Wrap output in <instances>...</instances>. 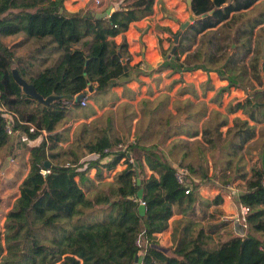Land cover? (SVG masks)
Returning a JSON list of instances; mask_svg holds the SVG:
<instances>
[{"label": "trees", "instance_id": "obj_1", "mask_svg": "<svg viewBox=\"0 0 264 264\" xmlns=\"http://www.w3.org/2000/svg\"><path fill=\"white\" fill-rule=\"evenodd\" d=\"M65 1L0 0V167L2 161L17 158L21 146L28 154V172L0 231V264H132L136 256L139 264H264V156L259 167L247 169L241 155L256 137L257 126L264 124V59L256 55L246 61L255 29L264 25V12L243 20L233 36L221 33L223 26H233L238 16L262 0H192L197 19L181 33L171 55L179 30L173 33L163 28L169 31V46L163 49L158 40L163 58L158 72L201 70L208 76L199 84L204 93L214 90L211 72L221 79L229 75L235 82L246 80L252 90L230 102L225 113L218 109L207 113V105H200L194 122L207 115L201 127L194 128L189 121L176 127V131L191 129L188 137H202L193 139L198 141L190 151L183 148L182 139L166 147L168 157L190 172L184 185L176 181L173 166L146 144L145 133L123 143L124 150L116 149L121 140L104 129L87 140L76 133L64 146L68 129L59 130V124L86 108L81 100L44 105L24 95L14 82L12 69L16 68L43 97L52 93L76 96L91 88L82 97L88 103L128 75L129 57L124 59V45L118 50L113 39L131 22L151 14L155 0H122L115 7L108 2L100 11L88 6L69 11ZM18 34L22 37L16 46L39 41L35 47L39 55H31L34 62L17 56L14 47L2 39ZM241 36L245 41L232 48ZM192 88L185 85L181 92H192ZM216 100L213 96L209 103ZM2 107L16 117L6 119ZM187 118L191 121L190 115ZM8 122L12 131H18L15 136L6 133ZM39 138V143L29 144ZM216 153L222 168L219 174L214 170L209 175ZM90 154L95 157L83 159ZM46 162L50 173L43 175L40 171ZM211 176L226 186L236 179L241 183L238 201L249 208L246 226L237 220L232 226L228 219L213 221L221 214L222 193L200 194ZM186 186L190 187L187 194ZM140 201L144 202L143 215L138 212ZM179 215L204 221L205 232L215 237L217 247L208 250L198 240L189 248L160 246L157 235ZM142 238L144 242L138 245L136 241Z\"/></svg>", "mask_w": 264, "mask_h": 264}, {"label": "crops", "instance_id": "obj_2", "mask_svg": "<svg viewBox=\"0 0 264 264\" xmlns=\"http://www.w3.org/2000/svg\"><path fill=\"white\" fill-rule=\"evenodd\" d=\"M69 1H71V3H76L79 2V0L65 1L64 5L69 11H74L83 7H68L67 3ZM121 1L122 0H103L104 7L108 2L111 3L112 7H115L119 5ZM124 3L125 2H123V4ZM89 7L94 9L92 6ZM187 18L188 6L186 5V0H155L151 14L131 22L126 31L114 37L113 40L118 46L124 45L123 51L126 54L124 59L126 60L129 57V68L127 69L128 75L116 79L114 85L108 88L107 93L101 95L95 102L88 101L86 106H84L87 109L86 112H79L77 114L71 113L64 124H59V130L68 129L65 133L67 140L64 146L67 143L72 142L73 136L76 132L77 134L81 132V135L85 139H92L100 129H104L115 139L120 140L125 137L133 141L136 135V124L140 119L139 110L141 111L140 108L143 107L145 117L148 118L149 116L147 115L151 112L154 117H156V114L163 117L158 124V129L160 130V133H158L159 140L153 142L152 144H154V146L151 148H155L160 155L161 153L165 154L166 162L174 167L176 166V163L168 157L166 147L171 141L176 139L173 129L180 123V121H177V123L175 121L177 114H180L176 110V102H179L184 108L183 104L187 100H191L193 102L192 108L194 109L200 107V105L206 104L208 109L207 113H209L210 110L215 109L225 113L224 109L230 102L241 100L246 96L242 93H237L235 95L236 99L231 96L227 99V91H220V89L225 87H220L224 79H221L214 72L209 74L211 83L216 84L214 90H210L206 93L198 90L194 94H191V91L181 92V87L185 85H193V83L200 84L205 81L208 77L205 72L197 70L193 73L186 74L185 81L181 83L179 88L178 82H175L177 81L179 74L170 73L168 70L158 72L157 69L163 60L158 49V40L161 41L163 49L169 46L168 38L170 37V34L169 31H166L163 28L168 27L173 33H175L179 30V23L185 21ZM119 49H121L120 46L118 47V50ZM48 63L49 61L46 62V64ZM41 68L42 67H40V69ZM213 96H217L218 100L214 103H209V99ZM145 101L149 102V104L141 105L140 107V104H142V102L144 104ZM236 115L241 116V112H237ZM206 118L207 115H204L200 120L199 127H201L202 122ZM97 121H99V129H96V126H91V124L94 125ZM261 126H264V124H261ZM88 127L90 128V133L88 132ZM259 127L257 126V128ZM154 131H156L154 132L155 137L157 129ZM199 135L195 138L200 139ZM179 138L187 139L189 141L195 139L193 137H186L183 134H180ZM153 140H155V138ZM39 141L40 138L33 140L29 144L35 145L39 143ZM21 150L25 154V151L20 149V152ZM253 152L255 154L254 162H257V157L259 156L258 150H253ZM25 155L27 157L28 154L26 153ZM94 157L95 155L90 154L83 159L87 160ZM123 167L124 164L118 166V169H122ZM26 168L27 174L28 165ZM20 182L17 184V195ZM210 186L209 183L202 185L200 188V194L208 196L210 193H213L215 190ZM227 189H229L230 192H221L223 202L218 206L221 214L213 221H218L220 219L236 221L237 219L240 206L238 196L241 193V189L239 187H234L231 184L227 186ZM11 206L12 204L10 207ZM157 240L163 248H189L193 240H198L201 245L208 250H213L218 245L215 237L205 232L204 221H193L182 215L173 216L169 220L168 229L165 232L158 234Z\"/></svg>", "mask_w": 264, "mask_h": 264}, {"label": "rangeland", "instance_id": "obj_3", "mask_svg": "<svg viewBox=\"0 0 264 264\" xmlns=\"http://www.w3.org/2000/svg\"><path fill=\"white\" fill-rule=\"evenodd\" d=\"M67 4H68V7H75V8L80 7V6H88L89 5V6H92L96 11H99L104 7L103 0H101V1L100 0H89V1L79 0V2H76V3H73V2L71 3V1H69ZM261 12H264V0L258 2L253 7L248 9L244 13V15H242L241 17L238 16V18L236 19L233 26H223L221 33L228 32L229 34H231L233 36L234 35L233 31L235 33L238 32V28L241 27L240 24L242 23L243 20L257 16ZM210 34L211 33L209 32L207 35L202 36L201 38L199 37L198 43L200 41H205L206 38L210 36ZM232 36L230 38H231V40H234L232 38ZM21 37H22V35L18 34V35H14V36L3 37L2 39L5 41V44L14 47V51H15L17 56L25 58L26 61L34 62L35 60L31 55H34V54L39 55V53L35 51V47L39 44V41H36V39H34L32 41H28L27 43H25L21 46H16L20 42L18 40ZM230 38H229V40H230ZM243 41H245V37H243V36L239 37L237 39L236 43H234V41L232 42V43H234V45H232V48H236L235 45L236 44L240 45V44H242ZM195 46L196 45H194L193 48ZM249 47H250V52L248 53V57H247L246 61L254 58L256 55H259L260 61H262L264 59V25L255 29L253 36L251 37ZM35 65H37V64H35ZM188 73H193V72L177 73V74H179V77H178L177 81H175V82H178V88L180 87L181 83H183L185 81L184 80L185 75ZM223 83L220 87L225 86L223 91H227V94H228L227 99L230 98V96L232 98L236 99L235 95L237 93H240V94L242 93L244 95H250L252 93V90L249 88L250 86L248 84H246V80H244L242 82H240V81L235 82L234 77L233 76L229 77V75H228L225 77ZM213 85L215 87L216 84L213 83ZM192 89L193 90H192L191 94H194L195 92L200 90L199 84L193 83ZM147 104H149V102L145 101L144 104L142 102V104H140V107H141V105L143 106V105H147ZM183 106H184V108L181 106V104L179 102H176V110L180 113V114H177V116L175 118L176 123H177V121L178 122L180 121V123L177 124L176 127L178 125H180L182 122L184 123L185 121H189L190 123H192L194 128H197V126L200 123V120H198L195 124L194 119H196L195 117L198 116V113L200 110V109H198L199 107L195 108L197 110V111H195V109L192 108L193 102L191 100L190 101L187 100L183 104ZM140 109H141V111L139 110L140 119L136 124V135L134 138L138 137V135H140L141 133H145V135L143 136V139L145 140L146 144L151 148L152 146H154V144H152V143L159 140L158 133H160V130L158 129V124L163 119V117L158 116L157 114L155 115L156 117H154L153 113L151 112L149 115H147V116H149L147 118V117H145V115L143 113L144 108L141 107ZM86 110L87 109L85 108L81 113L86 112ZM187 115L191 116V121L188 120V118L186 117ZM190 123H187V126H186L187 128H189ZM98 125H99V121L95 122L94 125L91 124V126H96V129H99ZM176 127L173 129V133L175 134L176 139H182L185 141V143L183 144V148H186V150L190 151V149H193L195 146V143L198 140L189 141L187 139L179 138L180 134H183L184 136L187 137L188 136L187 132L188 131L190 132L191 129L183 130V131H180V130L176 131L175 130ZM102 128H103V126H102ZM87 129H88V132L90 133V131H89L90 128L88 127ZM156 129H157V134L154 137V132H156L154 130H156ZM143 130L145 132H143ZM256 131H257L256 137L252 141H250L249 144L247 145V147H245V149L241 152L242 159H243L242 161L246 165L245 168H247V169H250L253 166L259 167L261 160L264 156V126L260 125V127L257 128ZM199 137H200V139H202L201 135H199ZM154 138H155V140H153ZM85 140H87V139H85ZM120 140H121L122 144L125 142H128V141H131V140H129V138H125V137L120 139ZM205 146H208V145L206 144ZM20 149L24 150V147L21 146ZM152 149H155V148H152ZM253 150H258L259 156L257 157V159H258L257 162H254L255 154H254ZM25 154L21 150V152L16 154L17 158H14L13 161L10 158L7 161L6 160L2 161L3 164L0 167V231L3 230V221H4V218L6 215V211L8 210L10 205L12 204L13 198L17 195V184H18V182H20L22 180L23 176H25L26 171H27V168H26L27 159H26ZM161 156L164 159L166 158L165 154H163V153H161ZM194 159L196 160L197 158L194 157ZM214 162H215V167H213L212 165L209 166V174L210 175L213 173L214 170L218 171V174H219L220 173L219 170L222 168V160L219 157L218 153L215 154ZM210 168H211V171H210ZM233 175H232V177L235 178V176H233ZM236 180H233V182L230 184L233 185L234 187H237V188L239 187L242 190L241 183L239 181H236ZM207 183H209L211 185L210 187H213V190H215L213 192V194H215L216 192H230V190L227 189L226 185L222 184L220 181H218L217 179H215L212 176H211L210 181ZM232 221L233 220H231L230 226H232L231 225ZM74 260H76V259H74ZM72 263H74V262L72 261Z\"/></svg>", "mask_w": 264, "mask_h": 264}, {"label": "water", "instance_id": "obj_4", "mask_svg": "<svg viewBox=\"0 0 264 264\" xmlns=\"http://www.w3.org/2000/svg\"><path fill=\"white\" fill-rule=\"evenodd\" d=\"M191 3L192 0H186V5L188 6V18L179 23V32L174 35V44L172 45V48L170 50V55L173 54L176 51L177 48V44L179 42V37L181 35V33L189 26V24L193 23L196 19L197 16L194 15L192 8H191ZM110 9H107V12H109ZM62 11V9H60V12ZM99 16V14H98ZM232 45H234V43H232ZM119 54V53H118ZM120 55V54H119ZM125 62V60H124ZM12 78L14 80V82L20 87L22 93L30 98L35 99L36 101H38L39 103H42L44 105H48L53 103L56 100L59 101H74V102H79L82 97L89 93L91 91V88H88L86 91H84L83 93H80L76 96H70V95H56L54 93L43 97L42 95H40L36 89L34 88V86L29 83L28 81H26L18 72V70L16 68L12 69ZM49 167V163L46 162L45 163V168ZM134 171H135V176L137 179V183H139V179H138V165L137 163H134ZM137 196L138 198H141L142 196V190L139 189L137 192ZM138 212L140 215H143L145 212V207L144 205H139L138 207ZM132 264H139L138 263V256L135 257L134 262Z\"/></svg>", "mask_w": 264, "mask_h": 264}, {"label": "built area", "instance_id": "obj_5", "mask_svg": "<svg viewBox=\"0 0 264 264\" xmlns=\"http://www.w3.org/2000/svg\"><path fill=\"white\" fill-rule=\"evenodd\" d=\"M80 104H81V106H86V104H87L86 99H83V100L81 99ZM2 111H3V115H5L6 119H11V116L16 117L15 113H13L12 111H8L4 107H2ZM5 131L8 135H12V136H15L18 133V131H12V125L10 122H8L6 124ZM43 136H45V132L43 133ZM125 148H126V145H123L121 143L118 144L116 147V149H120V150H124ZM105 151L106 152L110 151V149H106ZM129 161L133 162L132 159H129ZM173 168H174V175H175L176 181L179 184L184 185L186 183L189 175H190L189 170L186 167H181V166H177V165L174 166ZM40 172L43 175H47L50 173V170L48 168H43V169H41ZM261 183L264 186V173H263L262 178H261ZM189 190H190V187L186 186L185 193L187 194L189 192ZM140 205H144V202L140 201ZM248 212H249V208L240 204L239 212H238V216H237L236 220L243 223L246 226L245 216ZM143 242H144V238L140 239V241L139 240L136 241V243L138 245H141Z\"/></svg>", "mask_w": 264, "mask_h": 264}]
</instances>
